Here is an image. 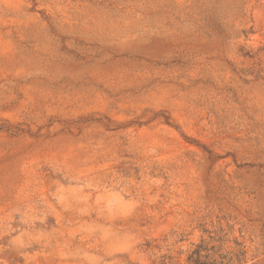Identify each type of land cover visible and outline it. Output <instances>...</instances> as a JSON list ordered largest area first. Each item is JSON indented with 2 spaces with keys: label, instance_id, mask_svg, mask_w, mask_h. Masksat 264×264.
I'll list each match as a JSON object with an SVG mask.
<instances>
[{
  "label": "rangeland",
  "instance_id": "1",
  "mask_svg": "<svg viewBox=\"0 0 264 264\" xmlns=\"http://www.w3.org/2000/svg\"><path fill=\"white\" fill-rule=\"evenodd\" d=\"M0 264H264V0H0Z\"/></svg>",
  "mask_w": 264,
  "mask_h": 264
}]
</instances>
